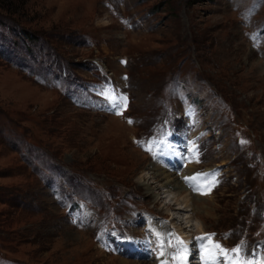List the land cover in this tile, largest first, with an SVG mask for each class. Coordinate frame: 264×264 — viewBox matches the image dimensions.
<instances>
[{
    "label": "rangeland",
    "instance_id": "1",
    "mask_svg": "<svg viewBox=\"0 0 264 264\" xmlns=\"http://www.w3.org/2000/svg\"><path fill=\"white\" fill-rule=\"evenodd\" d=\"M161 171L193 212L148 194ZM185 215L203 242L178 243ZM241 242L264 264V0H0V264H200Z\"/></svg>",
    "mask_w": 264,
    "mask_h": 264
},
{
    "label": "bare ground",
    "instance_id": "2",
    "mask_svg": "<svg viewBox=\"0 0 264 264\" xmlns=\"http://www.w3.org/2000/svg\"><path fill=\"white\" fill-rule=\"evenodd\" d=\"M152 169V168H150ZM155 173V172H154ZM153 174L152 177L150 178H154V179H157L158 176H162V179H160V183L159 182H152V183H155L154 186H151V184L146 181L145 183H143L142 185L145 186V189H147V192L149 195L153 196L154 197V200L158 199L159 198V195L160 193H156L155 190L158 188H166L165 191H168V192H173V196L170 198L169 202H166L164 203V205L166 206V208H169V209H173V207L176 205H182L178 208H176V210L178 211V213L180 211H183V210H186V211H190V212H193V208H188L189 206H192L193 205V200H195V197H189L190 195H183V192H184V187L182 186V184L184 183V181L182 180L183 179V176L184 175H181L179 177V179L177 180V178L175 177H171L172 176V173H165L164 171H161L159 172L160 174ZM186 175V174H185ZM189 175V174H188ZM191 175V174H190ZM143 176V175H142ZM171 177V178H170ZM144 180H147V177H143V181ZM193 182V181H192ZM191 181H187V184H192ZM185 185V184H184ZM191 187V186H190ZM199 195L196 196V198L199 199ZM161 198V197H160ZM185 208H188V209H185ZM175 210V208H174ZM180 214V213H179ZM180 217V216H179ZM191 216L190 215H185V218L184 219H187L184 221V223H186V225H184L183 227L180 226L178 229H180V233H184L183 235V239H184V243L188 244L189 241H194V240H197L196 238L199 237L196 235V238H194V236H192L191 234H189V232H191L192 230H188V228H191V225L189 224V218ZM175 219H178L177 216L174 215L173 219L172 220H175ZM182 219V217H181ZM179 221V220H178ZM181 221V220H180ZM182 223V222H181ZM181 225V224H180ZM179 226V225H178ZM197 232H202V230L200 231L199 229L197 230ZM200 235V234H198ZM202 236V235H201ZM198 241V240H197ZM204 240H202L201 242H203ZM208 242V241H207ZM206 244V243H205ZM198 250V249H196ZM202 250V251H201ZM200 251L201 253H203L201 256H200V264H224L223 261L224 260H220L221 258L218 257V254L219 253H216V250L213 249V252L214 254L217 255L218 259L217 261H211V260H205L204 259V256H205V251H204V248H200ZM188 255L190 256L189 252H188ZM193 257H195V255H193ZM163 258V257H162ZM192 262H195V261H192Z\"/></svg>",
    "mask_w": 264,
    "mask_h": 264
},
{
    "label": "snow or ice",
    "instance_id": "3",
    "mask_svg": "<svg viewBox=\"0 0 264 264\" xmlns=\"http://www.w3.org/2000/svg\"><path fill=\"white\" fill-rule=\"evenodd\" d=\"M126 78L127 77H125V79ZM99 95H101L105 98V102L107 103L108 107L111 110H114L117 115H121L123 110L126 109L128 106L127 95L124 93H119L115 89H112V88L102 89V91L99 93ZM129 123H132V121L130 120ZM241 143H246V141H241ZM148 150L151 151V148L149 147ZM202 175L207 176L209 174L208 173H197L196 174L197 177L202 176ZM211 175L213 176V180H212L211 184L207 186V191L203 192L202 194H207L208 192L211 191V187H213V186H215V184L219 183V181L215 179V177L218 175V173H212ZM195 178L196 177H185L184 179L186 181H190V180H193ZM194 190L200 191L201 188L196 187V188H194ZM209 235H212V234H209ZM205 238L206 237H197L196 239L202 241ZM128 239L131 240V238H128ZM177 241L181 245L184 244V242L179 240L178 237H177ZM202 248H204V251H205V256H204L205 260L217 261L218 257L213 252V249H216V250H218L220 255H223L225 257L227 264H247V261L244 259V257H242L240 255V253L243 251V248H244L243 242H241V244L237 245L236 247H234L232 249L223 248L218 243L211 245V247L202 245ZM230 253H234L236 255L233 256V255H230ZM161 254H163V253H161ZM176 256H177V258H179L181 260V264H183V260L185 259V257L181 256L179 252L176 253Z\"/></svg>",
    "mask_w": 264,
    "mask_h": 264
}]
</instances>
